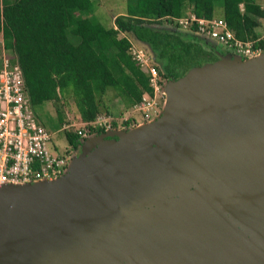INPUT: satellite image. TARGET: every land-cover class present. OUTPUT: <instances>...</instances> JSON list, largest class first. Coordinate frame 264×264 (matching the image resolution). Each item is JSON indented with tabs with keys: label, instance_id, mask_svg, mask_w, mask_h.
I'll return each mask as SVG.
<instances>
[{
	"label": "water",
	"instance_id": "obj_1",
	"mask_svg": "<svg viewBox=\"0 0 264 264\" xmlns=\"http://www.w3.org/2000/svg\"><path fill=\"white\" fill-rule=\"evenodd\" d=\"M217 53L166 82L153 121L84 139L56 179L1 184L0 264H264V50Z\"/></svg>",
	"mask_w": 264,
	"mask_h": 264
},
{
	"label": "trees",
	"instance_id": "obj_2",
	"mask_svg": "<svg viewBox=\"0 0 264 264\" xmlns=\"http://www.w3.org/2000/svg\"><path fill=\"white\" fill-rule=\"evenodd\" d=\"M217 4L237 39L259 37L264 21L259 0H128L126 13L114 16L111 27L94 17L91 0H0V34L21 66L32 108L52 102L62 124L59 103L70 97L80 119L90 122L100 113L109 88L126 108L152 90L146 73L131 58V38L148 45L156 65L152 63L166 82L192 67L216 61L218 51L196 30L182 32L158 25L190 13L213 18ZM83 12L92 16L83 17ZM255 47L264 50V40ZM119 124L130 126L129 120L114 121L115 126ZM89 128L103 132L101 127ZM65 135L72 149L83 142L70 130Z\"/></svg>",
	"mask_w": 264,
	"mask_h": 264
},
{
	"label": "built area",
	"instance_id": "obj_3",
	"mask_svg": "<svg viewBox=\"0 0 264 264\" xmlns=\"http://www.w3.org/2000/svg\"><path fill=\"white\" fill-rule=\"evenodd\" d=\"M261 6L264 8V4ZM174 20L180 27L190 31L196 30L201 36L213 39L246 58L263 51L261 47H255V44L264 40V32L255 40L243 41L234 36L223 18H198L190 13ZM129 53L132 60L146 73L152 89L150 93H143L141 100L133 106V111L141 118V120L136 118L138 122L133 123L151 122L158 117L164 107L166 81L161 77L152 63L151 56L144 48L131 42ZM114 121L122 123L127 119H116L99 113L93 121L84 124L88 127H101L103 132L125 128V125L121 124L115 126ZM87 131L82 128L72 129L82 141L88 137ZM50 140L49 131L35 116L17 57L5 48L1 39L0 185L53 180L65 174L74 156L71 154L72 149L64 154H55L50 149Z\"/></svg>",
	"mask_w": 264,
	"mask_h": 264
},
{
	"label": "rangeland",
	"instance_id": "obj_4",
	"mask_svg": "<svg viewBox=\"0 0 264 264\" xmlns=\"http://www.w3.org/2000/svg\"><path fill=\"white\" fill-rule=\"evenodd\" d=\"M91 1L94 6V13H93L94 17L105 27H111L113 25L114 16L126 13L127 2H128V0H91ZM259 2L261 4H264V0H259ZM81 16L91 17L92 14L88 12H83L81 13ZM214 17L222 18V8L220 4H217L215 7ZM261 23L262 25L258 28L259 31L261 30L260 33L264 32V21L261 20ZM161 24L162 25H158V26L176 28L182 32L190 31L189 29L180 27L179 24L176 23L175 20H173L172 23H168L162 20ZM122 35L123 34L121 33L120 36ZM130 37L131 36H129V38ZM1 39H3L2 34H0V41ZM207 39L210 45H212L215 48V50L217 51L222 50L224 53H231L233 55H238L241 58L246 59L245 56L235 53L232 49L219 44L217 41L210 39V38H207ZM131 41L134 44L139 45L142 48L146 49L149 55L151 56L152 62L156 65L154 55L152 51L150 50V48L148 47V45L144 43L142 44L137 43L135 42V40H133V38H131ZM102 100H103V105L101 106L100 114L111 116L116 119H123V120L127 119L129 120L130 126L134 125L133 121L131 120V117H133L132 119L137 118V120H141L138 113L133 111V107H130V108L125 107V105L122 103L123 101L115 95V92L113 89L109 88ZM59 105H60L59 108L62 110V114L64 116V120L62 124L59 121V117L56 112V107L52 102H44V103L35 105L33 109H34V113H35V116L38 122L42 124L49 131L51 135V140H50L51 151L55 154H64L66 151H69L72 149L70 145L68 144L65 131H68V130L72 131L73 127L82 128L83 130H86V131L89 130L86 132L88 135L87 138L97 133L91 132L89 127L85 125L84 122L80 119L78 110L72 98L68 97V98L62 99ZM106 108L108 109V111H106ZM72 124H74L75 126H71ZM124 125L126 126V124ZM80 150H81L80 147L76 150L72 149L71 154L77 155L79 154ZM152 224L153 223H151V225ZM135 228H136V233L133 234V237L138 238L141 232L138 231L137 226ZM150 232L151 230L147 234V237L150 235ZM146 254L144 255L145 257H146ZM135 256L136 258L140 257V255H135ZM106 258L107 257L103 253L95 254L94 256L88 254L85 258V262H82L81 264H100V263L102 264L106 261L105 260ZM72 259H74V257H72Z\"/></svg>",
	"mask_w": 264,
	"mask_h": 264
},
{
	"label": "flooded vegetation",
	"instance_id": "obj_5",
	"mask_svg": "<svg viewBox=\"0 0 264 264\" xmlns=\"http://www.w3.org/2000/svg\"><path fill=\"white\" fill-rule=\"evenodd\" d=\"M145 123H149V122H143V121H141V122H139V123H137V124H134V125H132V126H125V128H122V130H129V129H131V128H134L135 126H137V125H141V124H145ZM127 127V128H126ZM80 147V146H79ZM78 147V148H79ZM77 148V149H78ZM76 150V149H75ZM160 206V209L158 210L157 208H156V204H151V207H149V210H151V215H152V219L155 221H158V219H160V222H161V224H162V222L164 221V220H166V218H167V215H166V209L167 208H165V206H163L162 207V205H159Z\"/></svg>",
	"mask_w": 264,
	"mask_h": 264
},
{
	"label": "bare ground",
	"instance_id": "obj_6",
	"mask_svg": "<svg viewBox=\"0 0 264 264\" xmlns=\"http://www.w3.org/2000/svg\"><path fill=\"white\" fill-rule=\"evenodd\" d=\"M237 64H239V62H235V63H234V64H232V65L234 66V65H237Z\"/></svg>",
	"mask_w": 264,
	"mask_h": 264
},
{
	"label": "crops",
	"instance_id": "obj_7",
	"mask_svg": "<svg viewBox=\"0 0 264 264\" xmlns=\"http://www.w3.org/2000/svg\"><path fill=\"white\" fill-rule=\"evenodd\" d=\"M131 41V39H129ZM132 42V41H131ZM136 42V41H135Z\"/></svg>",
	"mask_w": 264,
	"mask_h": 264
}]
</instances>
